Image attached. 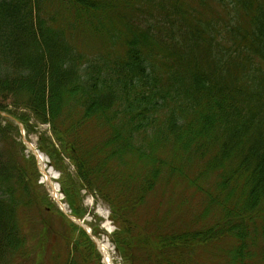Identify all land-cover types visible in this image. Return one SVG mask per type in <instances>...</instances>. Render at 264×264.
<instances>
[{"label": "trees", "instance_id": "1", "mask_svg": "<svg viewBox=\"0 0 264 264\" xmlns=\"http://www.w3.org/2000/svg\"><path fill=\"white\" fill-rule=\"evenodd\" d=\"M2 114L48 126L72 215L98 195L125 264H264V0H0V264H21L77 226L44 218Z\"/></svg>", "mask_w": 264, "mask_h": 264}, {"label": "rangeland", "instance_id": "2", "mask_svg": "<svg viewBox=\"0 0 264 264\" xmlns=\"http://www.w3.org/2000/svg\"><path fill=\"white\" fill-rule=\"evenodd\" d=\"M81 34V32H78ZM31 40V37H28V41ZM83 48L80 47L82 55L86 60H90L95 56V51L93 49V42L89 40L88 37L80 35L78 41H83ZM59 53V52H57ZM2 118L12 124V129L9 130V137L16 140L17 143L22 144L23 154L26 159L29 160L27 165H30L31 162H34V180L33 183H36V192L39 190L40 196L43 199L42 203L47 204V208L40 206V209H43V216L49 222H52L53 227L57 231L63 229L60 226L59 222L54 218H48L49 214L55 216L56 212H61V214L75 226H77L81 231L88 235L90 241L94 245V249L91 251V257L88 261V264H106L105 260L108 259L110 264H125L123 259L120 257V254L115 249V246L112 242L113 234L116 233L117 228L110 220V209L108 205L98 196H94L85 191L79 192V198L81 200V208L85 211L81 219L74 217L70 211L69 205L65 199V194L63 193V182L67 183V180L62 173L55 170L52 166V161L45 154L38 145L39 134H45L46 137H50L51 133L47 125L37 126L35 131L27 133L22 124L13 120L9 115L2 114ZM55 143V142H54ZM56 147L59 149V146L56 144ZM64 168L65 173L70 175L74 174V167L67 156L64 157ZM52 173H51V172ZM65 176V175H64ZM57 186L58 191L57 195L59 201L54 199L53 196V186ZM62 192V193H61ZM64 197V199H63ZM45 198L48 199L45 202ZM63 199V200H62ZM199 201L194 200L191 205V211L194 214L200 212ZM46 209V211H45ZM36 211V210H32ZM31 211L30 216L33 218V225L36 230V233L41 229V223L39 222L38 216L37 219L34 217V212ZM54 211V212H53ZM68 225V222H66ZM75 228L71 234H69V239L63 241L61 237H52L51 234H47L48 240L42 244V239L40 236L44 234V229L42 228L39 234L37 235L36 244L37 247H34V244L31 246V253L29 257L27 256L22 260L21 264H34V260H40V264H63L67 258V253L74 256L72 259L76 264H84L85 258L80 254L76 255L74 253L73 242H78V246L84 248L82 244L85 243L84 237L80 234L78 228ZM69 243V245L67 244ZM42 244V245H41ZM107 245V247L105 246ZM100 246L106 248L103 252L100 249ZM35 253V255H33ZM54 254V255H52ZM33 255V256H32ZM99 256V259H98ZM36 264V263H35ZM207 264H212L207 262Z\"/></svg>", "mask_w": 264, "mask_h": 264}, {"label": "bare ground", "instance_id": "3", "mask_svg": "<svg viewBox=\"0 0 264 264\" xmlns=\"http://www.w3.org/2000/svg\"><path fill=\"white\" fill-rule=\"evenodd\" d=\"M51 172V171H50ZM52 173V172H51ZM57 191H58V188H57V186H53V196H54V199L55 200H57V201H59V197H58V195H57ZM106 247H107V245H105ZM100 249H101V251L103 252V250H106V248H103V247H101L100 246ZM105 263L106 264H110V261L108 260V259H106L105 260Z\"/></svg>", "mask_w": 264, "mask_h": 264}]
</instances>
